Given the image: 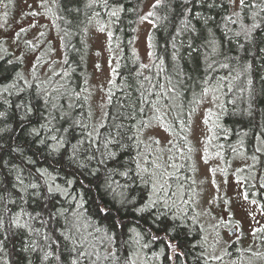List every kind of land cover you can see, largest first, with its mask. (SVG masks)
I'll list each match as a JSON object with an SVG mask.
<instances>
[{
  "label": "trees",
  "instance_id": "1",
  "mask_svg": "<svg viewBox=\"0 0 264 264\" xmlns=\"http://www.w3.org/2000/svg\"><path fill=\"white\" fill-rule=\"evenodd\" d=\"M146 1L107 0L105 6L104 0H57L66 68L74 70L73 77L67 81L63 78L62 83L42 82L38 77L27 82L20 73L18 60L10 55L0 59V85L8 88L0 95V112L5 113L0 116V220L3 221L0 264H69L75 253L70 255L72 245L62 235L67 234V228L78 239L85 240L82 250L91 254L79 264H125L126 259L135 260L136 264H206L202 230L190 214L192 211L180 214L184 224L169 237L174 236L178 251L184 253L182 256H174L164 239L152 241L147 234L139 243L136 238L130 239L131 227H137L142 234L151 227L157 236H163L162 230L157 231L150 225L147 215L141 218L134 211L146 198L145 186L139 181L132 184L118 174L124 170L129 157L136 154L135 147L120 149L109 145V150L117 152L116 158L107 160L105 165L97 161L105 152L107 139L132 144L128 137L157 109H166L169 128L185 149L184 138H187L192 110L210 85L221 93L216 134L226 158L243 150L261 165L264 152L258 143L264 139V0H245L243 7L239 2L236 10L233 0H162L150 10L155 15L148 17L153 23L154 53V61L149 66L143 64L133 49ZM119 7L123 11L113 17L111 37V46L120 49L119 63L109 87L105 119L93 134L95 139L98 133L99 139L90 144L87 133L91 132V115L81 91L86 76L85 28L97 11L106 18L111 10ZM254 23L258 27L252 29ZM74 53L80 57L76 63L72 62ZM225 64L228 67H222ZM53 104L57 107L53 108ZM25 106L32 111L27 112ZM52 135L64 136L67 141L59 151L51 148L55 144L50 139ZM40 140L45 143L41 144ZM78 140H85L78 159L86 167L69 159L72 145ZM142 149L143 144L139 151ZM87 156L96 159L87 161ZM97 168L99 171L93 174ZM37 169H46L56 176L55 183L69 195L56 194L46 200V188ZM183 169L190 171L187 155L183 157ZM108 170L114 171L109 174ZM69 180L73 181L71 185L66 183ZM106 181L116 182L113 187L127 185L124 189L127 199L132 201L135 197V202L122 206ZM32 183L41 185L40 195L27 187ZM245 188L249 196L262 198L264 195V187L252 184L249 177ZM255 189L259 190L258 195ZM120 190L117 188V192ZM79 203H83L82 208L77 206ZM100 204L112 209L109 218L98 211ZM57 209H68L67 228L65 216L50 215ZM22 210L33 218L24 216ZM18 214L21 223L27 221L28 228L12 225ZM115 218L125 221L123 227L113 225ZM105 230L115 234L114 243L105 239ZM144 244L148 247L144 248ZM262 247L264 250V236ZM236 250L232 244L229 253L234 256ZM48 252L53 255L44 260ZM113 252L119 261L112 258Z\"/></svg>",
  "mask_w": 264,
  "mask_h": 264
},
{
  "label": "rangeland",
  "instance_id": "2",
  "mask_svg": "<svg viewBox=\"0 0 264 264\" xmlns=\"http://www.w3.org/2000/svg\"><path fill=\"white\" fill-rule=\"evenodd\" d=\"M155 2L146 1L144 16ZM238 4L239 0H234V10ZM58 13L57 0H0V59L10 55L18 60L20 73L27 82L38 77L42 82L54 80L59 84L63 78L67 81L73 77L74 70L66 68V48ZM113 24L110 13L104 18L97 11L85 28L86 76L80 90L88 101L93 134L105 119L109 87L119 63L120 49L111 46ZM101 27L105 29L103 32L99 30ZM152 27L149 19L140 20L133 41L136 56L146 66L154 61ZM77 59L80 57L74 53L72 62L76 63ZM208 89L192 110L185 149L179 144L177 134L166 130L170 129L166 109H160L150 112L147 120L150 127L144 128L141 134V152L152 159L164 149L160 162L166 164L168 172L174 173L169 183L170 194L175 193L172 196L175 211L179 214L192 211L190 214L202 230L207 264H264V195L262 198L249 196L245 188L246 177L251 178L252 184L264 187V157L261 165L243 150L226 158L216 134L221 93L213 85ZM2 91L0 85V95ZM155 117H162V121ZM206 118L208 123H205ZM150 137L160 144H153ZM258 146L264 152V139ZM185 155L190 160L189 173L183 169ZM172 164L177 167L172 168ZM245 193L247 199H244ZM255 194L258 195L259 190L255 189ZM232 244L237 248L234 256L229 253ZM211 256L221 259H209Z\"/></svg>",
  "mask_w": 264,
  "mask_h": 264
},
{
  "label": "snow or ice",
  "instance_id": "3",
  "mask_svg": "<svg viewBox=\"0 0 264 264\" xmlns=\"http://www.w3.org/2000/svg\"><path fill=\"white\" fill-rule=\"evenodd\" d=\"M234 2V0H233ZM240 5L243 7L245 5V0H239ZM105 6H107V0H104ZM162 3V0H156L155 4L152 5L153 8H156ZM123 11L122 7L114 8L110 12L111 17H118L119 13ZM35 15V13H33ZM155 15L154 12H148L145 16L141 17V20H147L148 17ZM199 15V14H197ZM238 15V14H237ZM255 15V14H254ZM252 29H255L258 27L255 23L251 26ZM100 31H104L105 29L101 27L99 29ZM24 29H21V32H23ZM43 35V33H41ZM109 36L111 37V33H109ZM30 43V42H29ZM213 51H215V48H213ZM99 67V66H97ZM146 67V66H145ZM222 67H228L227 64L222 65ZM66 74V73H65ZM19 75V74H18ZM4 92L8 91V88L3 89ZM209 89H204V94L206 95L208 93ZM17 107H21V105H17ZM27 112H31L32 109L29 106H25ZM53 108H56L57 105L53 104ZM158 111V109H157ZM209 113L211 114V110H209ZM5 115V113L0 112V116ZM157 121H162V117H155ZM78 123V122H77ZM205 123H208L207 118L205 119ZM102 126V125H101ZM41 127H44L43 125ZM150 127V124L148 122H142L140 126L137 128V132L133 134V136L128 137L129 141H132V144H123L118 140L114 139H107L104 143L105 152L101 154V158L97 161L100 165H105L107 160H114L117 156V152L109 150V145L118 147L120 149L129 148V147H135L137 149V152L134 156L129 157L128 161L125 165H123L124 170L119 172L118 174L127 177L129 182L134 184L137 181H139L140 184L144 185L146 188V198L144 199L143 203L140 204L139 207H136L134 211L141 216V218H144L145 215L149 218V223L151 226L155 227L157 231H163V236H157L153 231L152 228L149 227L145 229V232L142 234L140 231H138L137 227H131L128 229L129 233L132 235L130 236V239L136 238L137 243H139L140 240L143 239V236L147 234L151 237L152 241H158L160 239H164L166 243V247L169 248L173 255H184L183 252L178 251V242H174V236L170 239L169 237L172 236L173 233H176L177 230L184 224V220L181 217L179 213L175 211V202L172 200V196L175 195V193L170 194L171 184L169 183L170 177L174 175L172 172L167 171V167L165 163L160 162L162 160V153L164 152V149H160L161 155L156 156L155 158L150 159V156L148 154H145L144 152L139 151L141 145L143 144V141L138 139L139 134L142 132L144 128ZM170 130V129H166ZM33 133L38 134L37 129L32 130ZM64 132L67 133L68 129H64ZM52 141L55 142V144L51 145V148L53 151H59L60 148H63L65 146V143L67 142L64 136H57L52 135L50 137ZM99 139V134H96L95 139H93V132L87 133V140L90 144L95 143V140ZM153 144L159 145L160 141L156 140L152 137L149 138ZM185 141L187 138H184ZM211 139V138H209ZM40 143H45L44 140H40ZM85 143V140H78L76 144L72 145L71 153L69 159L73 162H76L79 164L80 167H86V164L84 161H80L78 159V152L80 150V147ZM169 144H172V147L175 148V144H173L172 141H169ZM98 150V149H97ZM207 151V149H205ZM93 159H96L95 156H87L86 160L91 161ZM172 157H169V160H171ZM172 168H176L177 166L175 164L170 165ZM99 168L93 170V174L95 172H98ZM114 170H108L109 174H111ZM214 171V170H213ZM37 172L39 173L41 179L43 180L44 187L46 188L47 192V199H51L56 194H61L67 197L69 193L67 190H62L60 185L56 184L55 181L57 179L56 176L50 175L46 169H37ZM16 179L19 181L21 185H23V180L20 179L19 176L16 177ZM67 184L71 185L73 181L69 180L66 181ZM116 182L108 183L106 181V186L111 189V191L114 194V197H119V203L123 206L126 203H134L135 197H133L132 201H128L126 193L124 189L127 188V185H117L116 187H113L112 185ZM27 187H30L34 190H37L35 192L36 195H40V192L38 191L41 187L38 183H32L28 185ZM117 188H120L121 190L117 192ZM248 196L245 193L244 199H247ZM76 200V197H73V201ZM252 203H256V201H252ZM78 207L82 208L83 203H79L77 205ZM45 207H47V204H45ZM98 211L100 213L104 214L105 218H109L112 213V209L100 204L98 205ZM68 212V209H57L54 213H50V215L53 216H65L66 221V228L68 224V220L66 217V213ZM22 214L24 216L29 217L30 219L33 218L30 213L23 212ZM37 217L40 216V213L36 214ZM75 217V214H74ZM12 225L19 228H28L29 225L27 221L24 223H21L20 214H18L13 220ZM112 223L114 226H120L123 227L125 221L120 220L119 218H115L112 220ZM3 224V221L0 220V225ZM72 227H75L73 224ZM31 230V229H30ZM97 231H100V229H96ZM38 231V230H37ZM78 231V229H77ZM64 236V239L71 243L72 247L70 249V255L71 253H75V257L71 258L69 261V264H79V261L82 259L87 258L90 253H88L86 250H82L85 240L84 239H78L77 236L72 232L71 228H67V234L62 233ZM45 240L48 239L47 236L44 237ZM105 239L109 242L114 243L115 242V234L114 233H108L107 230H105ZM199 243V242H198ZM196 245H193L195 247ZM144 248L148 247V244L143 245ZM53 253L48 252L45 253L43 259L48 260L50 256H52ZM114 260L119 261V257L115 255V253L110 254ZM203 255V253L201 254ZM99 258V257H97ZM55 259L57 261H60V257L56 256ZM171 259V257H170ZM209 259L212 260H219L221 257L219 256H211ZM125 264H136L135 260H125ZM207 264V261H206Z\"/></svg>",
  "mask_w": 264,
  "mask_h": 264
},
{
  "label": "bare ground",
  "instance_id": "4",
  "mask_svg": "<svg viewBox=\"0 0 264 264\" xmlns=\"http://www.w3.org/2000/svg\"><path fill=\"white\" fill-rule=\"evenodd\" d=\"M111 11H112V10H111ZM111 11H110V12H111ZM110 12H109V13H110ZM201 243H202V241H201ZM204 253H205V252H204Z\"/></svg>",
  "mask_w": 264,
  "mask_h": 264
}]
</instances>
